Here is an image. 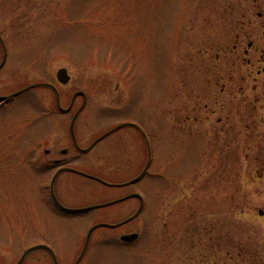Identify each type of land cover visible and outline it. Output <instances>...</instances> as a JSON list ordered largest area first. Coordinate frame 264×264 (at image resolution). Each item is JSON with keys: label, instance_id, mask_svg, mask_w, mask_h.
<instances>
[{"label": "rangeland", "instance_id": "rangeland-1", "mask_svg": "<svg viewBox=\"0 0 264 264\" xmlns=\"http://www.w3.org/2000/svg\"><path fill=\"white\" fill-rule=\"evenodd\" d=\"M5 51L0 94H19L0 104L4 264H54L45 247L22 257L41 244L74 264L98 223L80 264H264V0H0V64ZM53 87L62 108L88 94L75 125L86 144L123 121L146 125L141 181H55L68 207L144 193L133 221L107 226L137 211L136 198L70 214L53 202L50 159L66 157L83 101L64 113ZM138 133L114 131L72 166L123 185L148 162ZM131 232L139 238L121 239Z\"/></svg>", "mask_w": 264, "mask_h": 264}, {"label": "flooded vegetation", "instance_id": "flooded-vegetation-1", "mask_svg": "<svg viewBox=\"0 0 264 264\" xmlns=\"http://www.w3.org/2000/svg\"><path fill=\"white\" fill-rule=\"evenodd\" d=\"M259 14H262V13H259ZM253 45H255L254 42H249L248 43V46L245 47V52L248 53L249 52V48H253ZM5 50V48H4ZM264 53V52H263ZM260 57H258V60L260 61V63L262 62L263 65H264V54H261L259 55ZM7 59V54H6V51H5V56L3 58V61L1 62L0 66H3V64L5 63ZM258 72L261 74V73H264V66L258 70ZM56 91V98H57V101H58V105H59V102L61 100V94L59 93L58 89L53 87ZM79 92V93H78ZM78 93V94H77ZM84 93V94H83ZM82 93V90L80 91H77L74 96L72 97L71 99V103L70 105L68 106V108H60V110H62L64 113L67 112V113H71V111L73 110V107L75 106V102L77 100V97H80V98H83V101L79 107V109L75 112V114H73V116L71 117V121H70V125H69V129L71 131V138L69 139L70 143L68 145H70L71 148L69 147H62L60 149V152L63 153L66 157H62V158H53V159H50V163L53 165L55 164L56 166H54L53 168H51L52 170H50L52 172V175H51V180H50V183H49V188L50 189V193H51V197L53 199V202L57 205V207L59 208V205L56 203L53 195H52V189L54 190L55 192V181L56 179L54 180V177L56 175V173L58 172V176L61 175V173L63 172H67V173H73L75 175H79L80 177H85L86 174L85 173H91V172H88L86 171L85 169H83L80 165V167L77 165V166H72V163H73V159L75 160L76 158L82 160V156L84 155H87L88 153L92 152V151H96L100 146V143L105 140L110 134H112L114 131H117L119 129H123L125 127H133V128H136L138 131H139V135H141V138L143 140V150H142V153L141 154H146L147 157H148V160L150 158V140H149V136H148V133H147V127L146 125L142 122L141 124L139 123H135V121H123V122H120L118 124H115V126H113L112 128H110L109 130H107L106 132H103L102 134L100 135H97V137H95L89 144H86L85 141L82 139H80L79 137H76L77 135H80L82 134V124L81 123H78V126L81 125L80 129H78L79 131L76 132V121L78 120V116H80L84 110V108L86 107L85 105H87V102H88V99L89 97L87 96L88 94L85 93L83 91ZM19 93H12V94H9V95H2L0 94V104L4 103V102H7L8 100L10 99H13L15 96H17ZM77 126V127H78ZM37 146L38 144L36 142H34L33 144V149L31 151V153H37L39 149H37ZM42 150L44 151V153H47V154H50L52 153V149L50 147H44L42 148ZM137 154L140 155V151L137 150ZM38 155V153H37ZM35 161L33 159H31V164L34 166L35 164ZM146 166L143 168V170L141 171V173H139V175L143 174L142 175V178L141 180L147 175L146 173L148 171H146L145 173L144 170H145ZM60 173V174H59ZM93 174V173H91ZM138 175V176H139ZM57 176V178H58ZM140 180V181H141ZM139 182V181H138ZM52 183H53V186H52ZM134 184V183H133ZM133 184H126L124 183L123 185H120V183H116V184H113V185H108V186H112V187H116V188H126L127 187H131V185ZM137 191L135 190H131V191H127L125 194H122L121 196L115 198V199H111L109 201H106L104 203H101L99 205H103V206H106V205H110V204H117V203H121V202H124V201H127V200H130V199H133V198H136L139 202V207L141 206V203H142V198L140 197H129V198H126L129 196V194H133V193H136ZM143 195L144 197V200H143V206H142V210L137 214V216H134L133 214H135L137 211L133 212L132 214L126 216L125 218H123L122 220L118 221V222H115V223H109V224H116L115 226H121L123 224H127L131 221H133L134 219H136L138 216H140L145 208V205H147V202H149V199H148V196H146L144 193H140ZM58 198V196H57ZM59 201L64 205L63 201L58 198ZM122 199V200H120ZM120 200V201H119ZM113 201H116V202H113ZM107 203V204H106ZM68 207V206H67ZM80 208H82L81 206H79ZM79 207H69V208H79ZM62 213H72V212H76V211H71L70 209L69 210H63L62 208H59ZM134 242V241H133ZM132 242V243H133ZM48 252L51 254V258L53 259V262L54 264H59L58 262V259H57V255L47 249ZM80 256V255H79ZM82 261V258L80 259L79 263L80 264ZM18 262V261H17ZM17 262L13 263V264H16ZM76 262V261H75ZM74 262V264H75ZM0 264H4V261H3V258L2 256L0 255Z\"/></svg>", "mask_w": 264, "mask_h": 264}, {"label": "water", "instance_id": "water-1", "mask_svg": "<svg viewBox=\"0 0 264 264\" xmlns=\"http://www.w3.org/2000/svg\"><path fill=\"white\" fill-rule=\"evenodd\" d=\"M57 76H58V79H59V81H61L62 83H67L69 80H70V74L68 73V70L65 68V67H61L59 70H58V72H57ZM79 93V92H78ZM77 93V94H78ZM82 93H83V91H82ZM84 94V93H83ZM147 170V167H146V169H145V171ZM59 171H61V170H59ZM58 171V172H59ZM145 171H144V173H145ZM86 175H87V173H86ZM87 176H90V177H93V178H96V179H98V180H100V181H102V182H105V183H108V182H106V181H104L102 178H100V177H97V176H94V175H91V174H88ZM141 177V176H140ZM140 177H138V178H136V179H134V180H132L131 182H135V181H137ZM130 196H140V197H142L139 193H134V194H131ZM56 200H57V198H56ZM58 201V200H57ZM60 206H62V208H64V209H70V210H72V211H81V210H88L89 208H92V206H89V207H84V208H80L79 207V209H71V208H67V207H64L63 205H61L60 204ZM141 210V209H140ZM140 210L138 211V213L140 212ZM137 213V214H138ZM101 224H96V225H94V226H92L91 228H90V230H89V232H88V235H87V239H86V243H85V246H84V248H83V251H82V256H83V254H84V252H85V250H86V248H87V246H88V243H89V240H90V237H91V234H92V232L94 231V229L96 228V227H98V226H100ZM110 226H114V225H110ZM138 236H139V233L138 232H133V233H129V234H122V236H121V239L122 240H124V241H127V242H130V241H134V240H136L137 238H138ZM39 247H46V248H48V249H50L51 251H52V249H51V247H49L48 245H45V244H41V245H36V246H34V247H31V248H29L26 252H25V255L29 252V251H31L32 249H36V248H39ZM24 255V256H25ZM24 256H23V258H24ZM82 256H80V257H78L79 259L77 260V262L75 263V264H78V262H79V260L81 259V257ZM22 261V259L21 260H19V263ZM19 263H17V264H19Z\"/></svg>", "mask_w": 264, "mask_h": 264}, {"label": "bare ground", "instance_id": "bare-ground-1", "mask_svg": "<svg viewBox=\"0 0 264 264\" xmlns=\"http://www.w3.org/2000/svg\"><path fill=\"white\" fill-rule=\"evenodd\" d=\"M55 178V177H54Z\"/></svg>", "mask_w": 264, "mask_h": 264}]
</instances>
